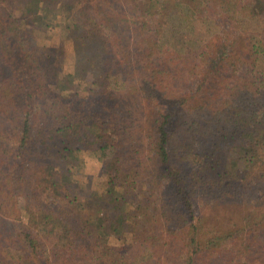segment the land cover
Returning <instances> with one entry per match:
<instances>
[{
    "label": "trees",
    "instance_id": "obj_1",
    "mask_svg": "<svg viewBox=\"0 0 264 264\" xmlns=\"http://www.w3.org/2000/svg\"><path fill=\"white\" fill-rule=\"evenodd\" d=\"M0 264H264V0H0Z\"/></svg>",
    "mask_w": 264,
    "mask_h": 264
},
{
    "label": "rangeland",
    "instance_id": "obj_2",
    "mask_svg": "<svg viewBox=\"0 0 264 264\" xmlns=\"http://www.w3.org/2000/svg\"><path fill=\"white\" fill-rule=\"evenodd\" d=\"M39 21V20H38ZM55 23L49 22V29L47 32L48 35H42L40 34L38 38L34 36L31 40L32 43H36L37 39L38 42L42 43H52L55 45L59 38V31L61 29V25L64 24L65 19L63 16H58V18L55 19ZM176 59V62L179 61L178 57L174 58ZM173 59V60H174ZM65 65H64V71L65 72H72L74 70V62H75V49L72 43L67 42L66 45V57H65ZM91 74V73H90ZM94 77V74L88 75L89 79H92ZM198 152L201 153L203 151L202 147H199L200 145L198 144ZM102 159L100 156L97 154L91 152V151H84L81 154L80 157V168H81V173H80V179L79 183L77 186V189L79 193L82 196L87 195L91 190L98 189L100 187V182H101V169H102ZM82 176V177H81Z\"/></svg>",
    "mask_w": 264,
    "mask_h": 264
}]
</instances>
